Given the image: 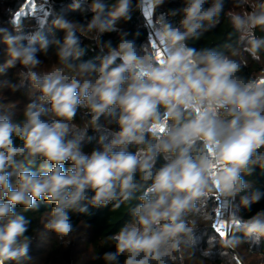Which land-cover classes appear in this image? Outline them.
<instances>
[{
    "label": "clouds",
    "instance_id": "obj_1",
    "mask_svg": "<svg viewBox=\"0 0 264 264\" xmlns=\"http://www.w3.org/2000/svg\"><path fill=\"white\" fill-rule=\"evenodd\" d=\"M82 3L92 14L86 24L52 21L62 39L43 35L52 14L48 0H25L10 20L12 31L0 27L8 57L0 74L20 68L19 83L0 80V90L29 93L22 116L0 110V264H33L31 220L18 208L38 210L41 200L53 206L43 226L61 243L79 231L72 213L139 200L133 219L107 237L114 250L91 256L103 264L175 260L184 237L192 239L196 220L189 214L212 221L210 242L219 238L232 249L259 244L264 209L247 219L239 213L251 211L264 192L235 200L250 187L242 174L264 169V66L258 75L240 74L249 57L264 60V35H256L264 34V0H233L226 14L240 47L230 53L188 44L219 24L224 0H184L167 13L156 12L164 0H74L71 7ZM133 11L145 19L147 43H137L138 31H121L115 46L104 42ZM25 18L35 20L30 29ZM84 39L106 53L82 59ZM50 46L56 59L46 63L38 54L48 56ZM89 130L99 135L86 153ZM209 199L232 204L223 223L242 237L217 227L218 207L201 213Z\"/></svg>",
    "mask_w": 264,
    "mask_h": 264
},
{
    "label": "trees",
    "instance_id": "obj_2",
    "mask_svg": "<svg viewBox=\"0 0 264 264\" xmlns=\"http://www.w3.org/2000/svg\"><path fill=\"white\" fill-rule=\"evenodd\" d=\"M108 2L113 3L114 0H108ZM35 3L41 4L43 0H35ZM73 3L74 0H48V5L46 7L51 9L52 14L48 17L49 23L43 33L47 40L62 39L64 36L63 31L52 25V21L58 17H64L85 24L91 19L92 14L89 11L88 3H82L80 8L76 10H73L71 7ZM23 4H25V0H0V27L12 31L10 20ZM183 4L184 0H164V3L156 8V12L167 13L172 9L181 8ZM232 7L233 0H224L225 11L218 17L220 21L219 24L211 28H207L206 25L207 30L201 29L199 38L190 39L188 44L196 47L198 50L211 48L215 51L224 53H230L233 49L240 47L238 44L239 33L234 32L226 14L227 10ZM36 11L39 12L42 11V9H37ZM27 19L28 18L24 19V25ZM174 19L178 21L180 19L179 15ZM25 27L28 28L27 26ZM117 29L119 31L105 33L102 40L104 42L111 41L112 45L115 46L120 41L121 31L130 32L132 34L138 31L140 35L137 37V43H147L148 41V30L145 28V19L139 11H133L130 21L124 22L122 20L118 22ZM256 35L260 36L264 34L257 30ZM127 38L132 39L133 36L129 35ZM83 44L88 47V51L85 56L82 57L84 60L94 58L97 55L102 56L107 51V49H105L104 52H101L100 48L91 40L84 39ZM54 53L55 46H50L48 56H44L42 53L38 55L46 63H50L51 61L54 62L56 59ZM241 55L246 57L247 53L242 52ZM262 56H264V53H262ZM7 59L6 45L0 43V65H3ZM248 61V67L243 68L240 74L245 76L258 75L262 66H264V60L258 64L249 57ZM98 62L99 61H97V63ZM19 71V66L7 69L4 74H0V80H9L13 84L19 83V76L17 75ZM28 100L29 93L27 88H21L15 92L12 91L11 88H3L0 90V110L11 109V112L17 117L22 116V110ZM79 120L80 115L77 117L78 122ZM112 127L115 126L113 125ZM98 135L99 133L92 130L88 131L84 147L86 153H90L92 149L97 146L96 141ZM129 150L132 151L134 149L130 148ZM260 151L264 152V149ZM162 163L163 158L161 157L158 160V165ZM242 175L250 187L236 197L235 204L237 205L239 204L241 195L250 194L255 189L264 192V169L256 166L255 171L251 174ZM139 194L140 193H137L136 195L139 196ZM138 203V199H133L127 204L121 205L119 209H113L112 206L109 205L107 207L90 208L87 214L72 213V221L79 231L65 238L63 243L57 240L55 235L47 231L43 226L44 222L49 218V213L53 207L51 204H47L41 200L38 202V210L25 211L23 208H18V211L22 212L31 220L27 233V235L32 237L29 254L33 257L34 261H40V264H56L60 262L63 264H103V261L100 260L93 261L91 256L114 250L112 241L108 240L107 237L117 232L124 224L133 219L131 209ZM220 205L221 200L215 201L209 199L207 201V207L201 208V213L205 211L212 213L214 208L218 207L220 209ZM260 209H264V198H262L259 203L253 204L251 211L241 207L239 214L247 219ZM189 218L196 220L193 233L191 234L192 239L189 240L188 237L185 236L180 246V252L173 253L176 259H169L167 264H238L239 261H242L243 264H255L254 261L256 258H261L262 263H264V238H261L259 244H253L251 241L239 244L241 247L236 250H238L241 258H238L233 254L232 248H226L218 242L219 238H217V241H209V237L215 235L211 229V220L203 219L200 214H196L195 216L189 214ZM218 222L219 218H217V227ZM85 225H87V227ZM189 226L192 227V225ZM228 231L230 235L243 236L242 232L235 231L230 227ZM69 241H71L70 244ZM205 251L209 252L210 255L205 256ZM225 252L227 255L222 254ZM121 260H123V257H121Z\"/></svg>",
    "mask_w": 264,
    "mask_h": 264
},
{
    "label": "rangeland",
    "instance_id": "obj_3",
    "mask_svg": "<svg viewBox=\"0 0 264 264\" xmlns=\"http://www.w3.org/2000/svg\"><path fill=\"white\" fill-rule=\"evenodd\" d=\"M33 24H35V20H32V19L28 18L27 21H26V23H25V26H27L28 28H31V26H32ZM51 62H53V61H51ZM51 62H50V63H51ZM223 205H224V206H223ZM223 205H222V206L225 208V209H222V208H221L223 212L229 213V212H231V211L234 210L232 204L227 203V202H225L224 200H223ZM220 218H221V221L223 222L224 218L222 217V215H220ZM219 226H220V225H219ZM221 229H223V228L221 227ZM77 245H79V244H77ZM239 247H241V245H237V246L233 249V254H234L236 257L241 258V256H240L238 250H236L237 248L240 249ZM256 257H258V256H256ZM33 261H34V260H33ZM39 262H40V261H34L33 264H40ZM213 263H214V261H213ZM254 263H255V264H264V263H262V259H261V258H256V260L254 261ZM56 264H63V263L60 262V263H56Z\"/></svg>",
    "mask_w": 264,
    "mask_h": 264
},
{
    "label": "crops",
    "instance_id": "obj_4",
    "mask_svg": "<svg viewBox=\"0 0 264 264\" xmlns=\"http://www.w3.org/2000/svg\"><path fill=\"white\" fill-rule=\"evenodd\" d=\"M223 199H221V205H220V215H221V212H223L222 211V209H225L223 206ZM222 208V209H221ZM219 218V222H218V228H220L221 229V227L223 228V229H221V230H228V227L221 221V218H220V216L218 217ZM220 225V226H219Z\"/></svg>",
    "mask_w": 264,
    "mask_h": 264
},
{
    "label": "built area",
    "instance_id": "obj_5",
    "mask_svg": "<svg viewBox=\"0 0 264 264\" xmlns=\"http://www.w3.org/2000/svg\"><path fill=\"white\" fill-rule=\"evenodd\" d=\"M221 215H222V217L225 219V218L227 217L228 213H226V212H221Z\"/></svg>",
    "mask_w": 264,
    "mask_h": 264
},
{
    "label": "water",
    "instance_id": "obj_6",
    "mask_svg": "<svg viewBox=\"0 0 264 264\" xmlns=\"http://www.w3.org/2000/svg\"><path fill=\"white\" fill-rule=\"evenodd\" d=\"M228 227V229H229V226H227ZM228 231V230H227Z\"/></svg>",
    "mask_w": 264,
    "mask_h": 264
}]
</instances>
